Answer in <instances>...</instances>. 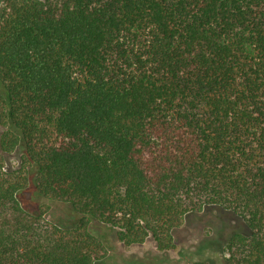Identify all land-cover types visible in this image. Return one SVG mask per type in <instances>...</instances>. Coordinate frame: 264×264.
<instances>
[{
	"label": "trees",
	"instance_id": "1",
	"mask_svg": "<svg viewBox=\"0 0 264 264\" xmlns=\"http://www.w3.org/2000/svg\"><path fill=\"white\" fill-rule=\"evenodd\" d=\"M0 264H97L94 221L160 251L191 215L242 220L228 264H264V0H5ZM70 203L63 228L26 210ZM190 264H210L199 260Z\"/></svg>",
	"mask_w": 264,
	"mask_h": 264
},
{
	"label": "rangeland",
	"instance_id": "2",
	"mask_svg": "<svg viewBox=\"0 0 264 264\" xmlns=\"http://www.w3.org/2000/svg\"><path fill=\"white\" fill-rule=\"evenodd\" d=\"M4 7L5 0H0V15ZM5 130L0 125V164L6 170H13L21 166L25 150L18 146L12 151H4L2 135ZM19 200L26 210L42 213L47 220L63 228L78 224L80 215L70 203L50 201L41 195L34 170L30 172L28 186L20 192ZM243 228L241 219L226 212L191 215L175 230V247L160 251L152 237L142 245L126 246L118 240L115 228L98 221L92 225L108 249L107 257L97 264H190L199 260L228 264L226 243L232 232Z\"/></svg>",
	"mask_w": 264,
	"mask_h": 264
}]
</instances>
